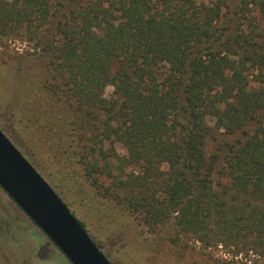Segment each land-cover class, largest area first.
<instances>
[{
    "label": "trees",
    "instance_id": "1",
    "mask_svg": "<svg viewBox=\"0 0 264 264\" xmlns=\"http://www.w3.org/2000/svg\"><path fill=\"white\" fill-rule=\"evenodd\" d=\"M10 36L38 50L26 128L99 194L172 244L264 258V0H0Z\"/></svg>",
    "mask_w": 264,
    "mask_h": 264
},
{
    "label": "rangeland",
    "instance_id": "2",
    "mask_svg": "<svg viewBox=\"0 0 264 264\" xmlns=\"http://www.w3.org/2000/svg\"><path fill=\"white\" fill-rule=\"evenodd\" d=\"M37 53L32 42L16 36L0 38V128L84 225L112 264H264V258L252 253L233 257L222 245L191 251L185 249L184 242L170 243L163 233L148 230L130 213L99 194L70 153L61 154L47 142L53 139L54 131L26 128L29 116L21 107L18 86L20 57L29 58L30 62L24 65L35 66ZM37 73L42 79L44 70ZM112 92L113 88L107 86L104 97L109 99ZM66 140L69 150H76L72 140ZM114 147L120 156H126L120 144L115 143ZM0 264H70L1 188Z\"/></svg>",
    "mask_w": 264,
    "mask_h": 264
},
{
    "label": "water",
    "instance_id": "3",
    "mask_svg": "<svg viewBox=\"0 0 264 264\" xmlns=\"http://www.w3.org/2000/svg\"><path fill=\"white\" fill-rule=\"evenodd\" d=\"M0 188L70 264H112L67 205L1 130Z\"/></svg>",
    "mask_w": 264,
    "mask_h": 264
}]
</instances>
